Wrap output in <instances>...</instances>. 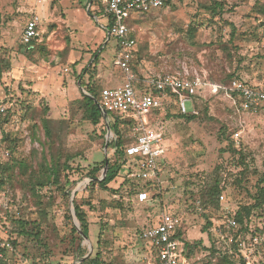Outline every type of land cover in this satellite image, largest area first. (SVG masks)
<instances>
[{
  "label": "rangeland",
  "instance_id": "374dc122",
  "mask_svg": "<svg viewBox=\"0 0 264 264\" xmlns=\"http://www.w3.org/2000/svg\"><path fill=\"white\" fill-rule=\"evenodd\" d=\"M215 2L223 10H210ZM263 5L264 0H172L125 17L137 39L140 73L199 78L213 86L235 76L264 88ZM99 9L94 0H0V58L11 62L0 79L4 263L81 264L95 258L98 264H148L152 247L141 235L169 212L181 219L179 229L191 245L185 264H227L210 250L213 243L204 231L206 216L222 212L211 213L202 202L219 180L228 188L224 209L250 201L264 175V116L240 112L223 92L205 87L195 101V119L179 117L175 104L149 119L165 146L163 191L155 200L138 204L93 184L88 171L111 154L104 124L89 120L83 100L88 93L80 83L98 88L124 83L114 66L117 40L109 38L108 17ZM32 12L42 18L40 37L23 46ZM96 53L101 55L93 64ZM192 106L187 103L189 110ZM236 132L247 155L244 177L239 156L230 150L231 143L238 146L231 138ZM104 176L102 169L96 179ZM123 182L124 173L108 188ZM73 198L86 212L87 239L72 214ZM19 221L28 225L19 229L14 223ZM22 230L29 233L19 234ZM3 243L12 249H2Z\"/></svg>",
  "mask_w": 264,
  "mask_h": 264
},
{
  "label": "built area",
  "instance_id": "2783aa9c",
  "mask_svg": "<svg viewBox=\"0 0 264 264\" xmlns=\"http://www.w3.org/2000/svg\"><path fill=\"white\" fill-rule=\"evenodd\" d=\"M166 0H102L105 6L104 14L112 19L108 27L109 38L117 40V50L114 66L123 73L122 85L104 88L97 101L106 125L110 123V114H120L135 121L131 136L135 139L133 144L126 147L129 157L124 168L126 176L130 179L143 182H153L159 185L152 191L141 189L135 201L139 204H150L156 195L161 194L162 166L165 160L164 138L156 135L150 128L149 119L157 110H163L165 103H173L183 115L198 112L194 98L204 91L205 87L215 88L233 100L238 110L251 116H264V88L252 85L244 80H233L228 85L213 86L199 78L182 77L165 73L143 76L139 80L130 68L133 52L136 51L137 39L131 37L133 28L124 22V18L133 14L149 13L154 9L164 7ZM43 0H37L42 4ZM42 18L32 12L23 31L21 42L24 46H31L40 35ZM141 82L142 90H136L135 84ZM152 91H156L157 94ZM175 100H172V98ZM187 103L192 104L191 110ZM109 142L116 140L114 134H108ZM234 142L240 146L241 133L233 135ZM108 148V144H107ZM113 154V151H109ZM109 155V157H111ZM220 203H228L226 195L221 194ZM236 210L231 207L223 208L218 221L211 228L216 244L222 246L227 255L242 260L247 264H264V217H252L248 231H243L236 218ZM181 226V219L169 212L161 213L159 219L141 235L142 239L150 242L155 264H185L187 256L186 240L177 237ZM2 249L11 250L9 244L3 243ZM0 258L3 254L0 252Z\"/></svg>",
  "mask_w": 264,
  "mask_h": 264
},
{
  "label": "trees",
  "instance_id": "16d2710c",
  "mask_svg": "<svg viewBox=\"0 0 264 264\" xmlns=\"http://www.w3.org/2000/svg\"><path fill=\"white\" fill-rule=\"evenodd\" d=\"M94 1H99V11L104 14V9L105 6L101 4L102 0H94ZM172 0H166L164 7L169 4ZM224 6L222 2H215L211 6H209V9L212 10L213 12H217L218 10H223ZM260 11L264 13V5L260 8ZM109 25H112L113 21L111 18H109ZM131 27V24L129 25ZM132 28V27H131ZM131 37H135L134 34L131 35ZM36 42V41H34ZM22 43V42H21ZM23 45V44H22ZM24 46V45H23ZM101 53L95 54L94 58V63L98 62V59L100 57ZM138 52L135 51L133 52V57L130 62V68L132 72L137 76L139 80L143 79L142 74L139 71V56ZM93 64L89 66L87 70H84V73L87 74L89 73L90 68L93 67ZM94 68V67H93ZM92 68V70H93ZM11 70V62L10 60L5 57V58H0V79L2 78V75L4 72H8ZM92 77V76H91ZM79 79H82V77H79ZM242 80L240 78H236L235 76H232L231 79L227 82L222 83V85H228L231 83L233 80ZM247 83L251 84L250 82L247 81ZM80 85L82 87L85 86V90L88 93V95H83V100L85 102V106L87 109V112L89 114V120L92 122L94 125H100L104 124V130L103 133L105 134L106 138H104L106 145L108 144V149L107 152L113 151L112 156L109 158V168L107 175L104 177V179L98 181L96 178L99 175L100 171L105 168L106 160L102 163L99 164L93 168H91L88 171V175L91 176V179H95L93 184H98L105 190H111L112 193L115 195H127L135 199L137 193L141 189H151L154 191L159 187L158 184L153 183V182H143L141 180H136V179H130L126 176V172L124 168L127 166L129 157L126 154V147L129 146L130 144H133L135 142V139L131 136L135 121L132 118H129L125 115H120V114H110V123L109 127L111 132L114 134L116 140L109 142V138H107V125L104 123L103 120V115L101 113V110L98 106V104L95 102L100 100V95L101 92L104 88H98L93 82H88L83 84L82 80ZM254 85V84H252ZM256 85V84H255ZM144 88L143 84L141 82H137L135 84V89L136 90H142ZM153 93L157 94L156 91H152ZM201 95H197L194 100H198ZM172 100H175L173 97ZM169 106L170 104L173 103H165V105ZM166 106H164L163 110H157L155 113L152 114L150 119L155 118V116L161 114L163 112H166ZM179 117L182 118H187L189 120L195 119L196 115L195 114H188V115H183L180 112H177ZM233 135L231 136L232 141L233 140ZM230 150L239 156V163L244 166V169L240 173L243 177L246 176L247 170H248V165L245 164V158L246 154L244 151L243 146H236L231 143L230 145ZM162 168L165 167V160L164 163L161 164ZM53 168H51L52 171ZM53 173V171H52ZM124 173V182L119 186V188L116 189H111L108 188L111 183H113L115 180L120 178V175ZM54 176V174H53ZM241 176V177H242ZM243 177L239 180V184L241 183ZM68 183V182H67ZM69 184V183H68ZM256 192L253 194L250 198V201L247 203H242L238 202V211L236 213V218L238 222L242 226L243 231H248V226L251 223V218L252 217H257L261 218L264 217V175L260 177L258 180V184L256 185ZM228 188L226 187L225 183H223L222 180H219L214 186L210 188V190L204 194V199L202 202V206L212 212H216L217 214L219 211L222 209V204L219 201V197L221 194H225L227 192ZM87 191V190H85ZM160 194L156 195L159 196ZM123 198V196H120V198ZM123 200H120L124 202ZM139 204V203H138ZM74 208H75V213L76 217L81 223L83 233L87 236L89 234L88 226H87V215L84 210V208L75 200L74 201ZM210 208V209H209ZM213 210V211H212ZM214 218V220H213ZM220 220L219 216L217 217H211V216H206V224L204 227V231L208 232V237L209 240L212 241V248L210 250L214 252L221 260L227 264H247L243 262L242 260H237L234 259L232 256L227 255L222 246H218L216 244L215 238L213 234L211 233V228L214 225V222ZM18 224V228L22 229L25 228L28 224L27 222H14ZM28 231L22 230L21 232L19 231V234H28ZM177 237L183 238L184 233L181 229H178L177 231ZM186 249L187 253H191V245L189 244L188 241H186ZM4 250L0 249V252ZM5 259L0 258V264H5L4 261ZM81 264H98V260L95 258H89L88 260L84 261Z\"/></svg>",
  "mask_w": 264,
  "mask_h": 264
},
{
  "label": "water",
  "instance_id": "95a60500",
  "mask_svg": "<svg viewBox=\"0 0 264 264\" xmlns=\"http://www.w3.org/2000/svg\"><path fill=\"white\" fill-rule=\"evenodd\" d=\"M93 1V0H92ZM88 95V94H87ZM95 102L98 104V102L95 100ZM98 106H99V104H98ZM107 132H108V134L109 133H111V130H110V127H109V125H107ZM106 147H107V145H106ZM108 168H109V161H108V159L106 160V164H105V168H104V171H105V176L107 175V172H108ZM104 176V177H105ZM76 195H75V193H74V197H75ZM73 200H74V198L71 200V211H72V214H74L75 213V211H74V203H73ZM80 230V229H79ZM80 234H81V236H83L85 239H87V237L84 235V233L82 232V231H80ZM89 257V256H88ZM87 257H85V258H83V259H86Z\"/></svg>",
  "mask_w": 264,
  "mask_h": 264
},
{
  "label": "crops",
  "instance_id": "0c3cea01",
  "mask_svg": "<svg viewBox=\"0 0 264 264\" xmlns=\"http://www.w3.org/2000/svg\"><path fill=\"white\" fill-rule=\"evenodd\" d=\"M39 37H40V35H39ZM37 40H38V39H37ZM37 40H36V41H37ZM116 50H117V48H116ZM123 82H124V76H123ZM105 88H111V87H105ZM153 261H154V259H153V260H150V261L148 262V264H150V262H151L152 264H155Z\"/></svg>",
  "mask_w": 264,
  "mask_h": 264
}]
</instances>
